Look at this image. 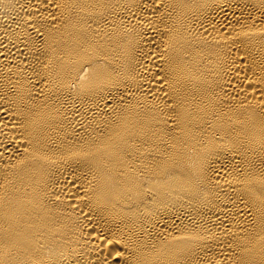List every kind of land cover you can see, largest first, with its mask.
I'll use <instances>...</instances> for the list:
<instances>
[{
    "label": "bare ground",
    "instance_id": "1",
    "mask_svg": "<svg viewBox=\"0 0 264 264\" xmlns=\"http://www.w3.org/2000/svg\"><path fill=\"white\" fill-rule=\"evenodd\" d=\"M0 264H264V0H0Z\"/></svg>",
    "mask_w": 264,
    "mask_h": 264
}]
</instances>
